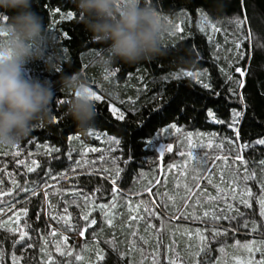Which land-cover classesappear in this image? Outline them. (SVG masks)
<instances>
[{
    "label": "trees",
    "instance_id": "trees-1",
    "mask_svg": "<svg viewBox=\"0 0 264 264\" xmlns=\"http://www.w3.org/2000/svg\"><path fill=\"white\" fill-rule=\"evenodd\" d=\"M145 2L172 26L165 53L101 69L107 45L86 31L74 0H35L58 54L59 74L50 78L77 73L101 100L85 134L64 116L71 92L61 90L52 106L59 123H40L21 143L0 146L2 264H13V256L16 264H244L262 258L244 246H264V169L252 163L264 159V150H244L242 160L234 159L240 149L227 121L229 109L243 104L239 143L264 137V0ZM49 8L75 19L50 15ZM30 67L34 75H49L42 64ZM187 71L207 73L220 98ZM240 79L245 86L238 100L228 94ZM208 110L225 123L213 122ZM172 125L181 131L163 133ZM168 144L173 151L161 156ZM86 213L97 224L81 236ZM221 213L229 219L211 218ZM214 229L222 234L212 239ZM201 237H209V255H196L209 244Z\"/></svg>",
    "mask_w": 264,
    "mask_h": 264
},
{
    "label": "clouds",
    "instance_id": "clouds-1",
    "mask_svg": "<svg viewBox=\"0 0 264 264\" xmlns=\"http://www.w3.org/2000/svg\"><path fill=\"white\" fill-rule=\"evenodd\" d=\"M35 0H0V146L10 147L28 138L40 123L54 119L52 106L61 90L71 92L65 117L87 134L97 117V101L77 73L59 81L53 37ZM80 22L92 39L107 45L101 69L123 62L135 65L165 53L172 26L145 0H74ZM42 64L49 75H34L31 65ZM57 83L60 87L57 88Z\"/></svg>",
    "mask_w": 264,
    "mask_h": 264
},
{
    "label": "snow or ice",
    "instance_id": "snow-or-ice-1",
    "mask_svg": "<svg viewBox=\"0 0 264 264\" xmlns=\"http://www.w3.org/2000/svg\"><path fill=\"white\" fill-rule=\"evenodd\" d=\"M50 15H55V13L57 12H60V14L67 20H73L75 19V14L72 13V12H68V13H63L61 12V10L59 8H55V9H52V8H49L48 9ZM7 20V17H0V22L2 21H6ZM66 38L70 39V37L68 36L67 33H64L63 34ZM193 51H198V49H193ZM59 71V69H58ZM237 72H239L240 76L241 77H244L245 76V72L244 70L242 69H236ZM207 73L205 72H194V71H187L185 73V76L187 78H193L198 84H200L203 89L209 91L210 95L214 98H220V93L218 92H214L212 91V86L209 82H206L205 81V77H207ZM228 79L231 81V77H228ZM234 83H236L238 85V88H234V89H231L229 91V96L232 97V98H235V99H241V92L239 91V89H243L244 86H245V81L243 79H240V80H237V81H234ZM93 98L96 100V101H100L101 100V96L100 95H97L96 92H93ZM63 101L62 100H58V103H62ZM225 102L227 103L228 100L227 98H225ZM111 113L114 114L116 116V119L118 121H123L125 120V115L124 113H119L118 115L117 112H118V109L116 108H111L110 109ZM246 110L244 109L243 107V104H240L238 105L236 108H230L229 109V120L227 121V126L230 128V130L233 132V139L237 142L238 144V147H239V151L237 152V155L234 157V159H237V160H242L243 157L241 155V153L244 151V150H253V151H256V150H264V137H258L254 142L252 141H249V142H245L243 144H240L239 143V138H240V134H241V126L244 122V118L246 116ZM207 115L209 117H211L212 121L215 122V123H225V121H223L222 119H219L217 116H216V113L212 110H208L207 111ZM54 123H59V120L54 118ZM171 129H175V132L179 133L181 130L176 127L175 125H172L171 128H168L166 127L165 129H163V133H168V134H171ZM115 143L119 144L120 141L119 139H115ZM145 144H147V140L144 142ZM144 146V144H143ZM150 146V145H149ZM51 151H58V149H51ZM173 151V145L172 144H168L166 145V147L164 148L163 151L160 152V155L163 156L165 153H170ZM253 163V166H260L262 169H264V159L260 160V161H255L253 160L252 161ZM33 169L29 168V171H32ZM119 175V169L117 170V176ZM249 175H253L251 172H249ZM116 183V180L114 179L113 180V184ZM262 184H264V181H262ZM28 191H30L33 195H35V190L33 189H29ZM115 191V190H114ZM242 203H245V205L247 207H251L250 204H248L247 201H241ZM259 204H260V215L262 217H264V197H261L260 198V201H259ZM103 207L104 206H101V209L103 210ZM65 212H67V209H65ZM205 216L208 215V213H205L204 214ZM90 214L86 213L84 216H83V220L86 221V224L83 225V227L79 230V234L81 236L84 235L85 231L88 230L89 227L91 226H94L97 224V220L95 218H89ZM213 220H220V219H229V217L227 215H224L223 213H221L220 215H213L211 217ZM135 219V218H134ZM108 223L111 224L112 223V220L109 219L108 220ZM244 227H248V225H244ZM257 228L255 226L252 227V231H256ZM226 231V230H225ZM222 232L219 230V229H214L213 232H212V236L211 238L214 239L216 236L218 235H221ZM25 236H26V233H21L20 237H19V241L20 242H23L25 240ZM201 240L202 241H209V237H201ZM18 241H13V244L17 243ZM249 252H252V251H260L261 252V256L262 258L259 260V261H247V262H244V264H264V246H261L259 248H249L248 245H245L244 246ZM210 241H209V244L208 245H203L199 248L198 252H197V256H199L200 254H204V255H209L210 254ZM221 251H223V249H221ZM62 255H70V253H62ZM116 255L117 257L120 256V252H119V249L117 248L116 249ZM13 259V264H16V258L15 256L12 257ZM100 260H103L104 257L103 255H100L99 257ZM0 264H2V261H0ZM155 264V262H154ZM168 264H176L175 261H169ZM196 264H201V261L200 260H197L196 261ZM204 264H210L209 261H204ZM211 264H215V262H211Z\"/></svg>",
    "mask_w": 264,
    "mask_h": 264
}]
</instances>
